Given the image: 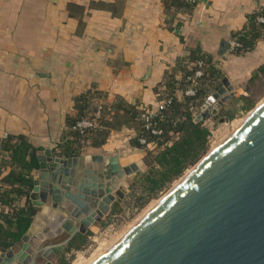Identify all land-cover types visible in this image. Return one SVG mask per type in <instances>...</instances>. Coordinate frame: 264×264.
<instances>
[{"label": "crops", "instance_id": "0c3cea01", "mask_svg": "<svg viewBox=\"0 0 264 264\" xmlns=\"http://www.w3.org/2000/svg\"><path fill=\"white\" fill-rule=\"evenodd\" d=\"M259 8L264 0H198L190 11L165 9L163 0H0V145L21 135L35 157L44 145L74 158L66 190L88 205L101 181H93L88 158H117L122 168L145 170V153L131 144L137 125L124 124L118 103L155 109L166 75L179 79V61L189 65L200 53L222 74L219 86L225 78L244 96L251 74L264 65V40L241 54L230 52L229 43ZM89 90L112 111L107 138L96 146L68 124L75 100ZM73 150L77 156H64ZM2 161L0 181L10 172ZM9 199L5 214L24 208V198Z\"/></svg>", "mask_w": 264, "mask_h": 264}, {"label": "water", "instance_id": "95a60500", "mask_svg": "<svg viewBox=\"0 0 264 264\" xmlns=\"http://www.w3.org/2000/svg\"><path fill=\"white\" fill-rule=\"evenodd\" d=\"M235 95L224 78L194 122H230L219 112ZM36 159L29 195L36 214L19 251L0 249V264H55L77 235L124 199L126 179L140 175L117 158H88L93 181H101L87 205L66 190L74 158L40 145ZM95 264H264V105Z\"/></svg>", "mask_w": 264, "mask_h": 264}, {"label": "trees", "instance_id": "16d2710c", "mask_svg": "<svg viewBox=\"0 0 264 264\" xmlns=\"http://www.w3.org/2000/svg\"><path fill=\"white\" fill-rule=\"evenodd\" d=\"M163 4L165 9H174V11L181 9L190 11L195 6V4L184 3L181 0H163ZM258 17L264 18V8H259L250 14L247 17L246 26L232 36L239 44V47L234 49V54L251 51L258 41L264 40V24L257 23ZM190 59L193 63L202 61L205 65L204 76L198 80L195 95L192 97L183 96L180 100L173 98L171 103L154 117L150 129H146L142 123V107L123 103H118L114 107V110L123 116L124 124L137 125L136 136L132 139L131 144L145 153L143 158L145 170L135 177L131 187L133 193H136L135 190H137L135 186H138L140 190L139 195L133 198L130 205L132 210L139 211L151 200L156 199L186 170L196 165L207 152V140L210 131L203 122L195 123L194 115L210 90L219 86L222 74L212 64L211 57L200 53L191 56ZM179 63V79H176L174 75L167 74L164 81L159 85L164 88L165 97L184 92L191 87L188 78L196 68L190 67L186 60L179 61ZM261 76H264V65L251 74L245 91L248 92L249 87L253 86ZM96 97H100L99 93L89 90L75 100L74 110L76 113L74 117H68L69 126H74L89 114L91 102ZM232 102L235 105L241 104L238 110L244 113L249 112L255 106V101L251 96L233 98ZM111 116L112 111H110L107 120L100 121L102 129L89 132L87 137H81V139L90 141L92 146L103 144L109 129H111ZM221 116L230 121L234 119V114L228 112L221 113ZM153 129L161 133L152 135L151 130ZM73 136L80 138L78 133ZM141 139L145 140L146 143H154L156 150H147L145 146L139 143ZM0 149L2 164L10 168L8 175L0 181V249L9 250L25 234L36 214V209L29 201V195L32 190L31 173L37 169L38 163L32 145L24 136L8 135L2 141ZM63 154L66 157H74L78 155V151H64ZM12 195L15 198H24L26 200L25 206L5 214L3 208L10 205L11 199L9 197ZM120 211L121 207L115 203L109 213L110 216H113ZM89 236V232L84 235H77L66 251L80 250ZM57 264L66 263L63 259H59Z\"/></svg>", "mask_w": 264, "mask_h": 264}, {"label": "rangeland", "instance_id": "374dc122", "mask_svg": "<svg viewBox=\"0 0 264 264\" xmlns=\"http://www.w3.org/2000/svg\"><path fill=\"white\" fill-rule=\"evenodd\" d=\"M244 96H251V98L255 101V106L252 110L246 113L241 112L238 110L241 104L235 105L231 100L223 106L219 112V116L224 117L221 116V113L224 112L234 114V119L232 121L225 123L208 120V122H206L205 127L210 131V143L207 145L206 154L196 165L186 170L185 173L179 179L174 181L163 193H161L156 199L151 200L139 211L132 210L130 205L133 202V198L139 195L140 190L138 189V186H135L137 187V190H135L136 193H133L131 187L135 178L128 180L127 185L129 189L124 199L120 201L118 200L110 206L111 209L113 204L118 203L121 207V211L116 215L110 216L109 209V212L104 214L98 223H94L89 228L88 232L90 233V236L87 237L83 247L78 251L72 250L67 252L65 249L59 259H63L66 264H93L98 261L100 256L105 255V253L108 252L114 244H116L126 234V232H128V230L132 229L139 222V220L142 219L141 217L146 215L147 211L155 207L160 200L164 199V196L168 195V193H170L180 183L181 178L185 175H189L187 173L193 171V169L196 168V166L205 158L206 155L209 154L211 150L216 149L230 135H232L248 119V117L252 115L251 113L254 109L257 107L260 108L264 105V76H261L253 86H250L249 91L245 92ZM238 97L240 96H235V98ZM57 262L55 264H57Z\"/></svg>", "mask_w": 264, "mask_h": 264}, {"label": "built area", "instance_id": "2783aa9c", "mask_svg": "<svg viewBox=\"0 0 264 264\" xmlns=\"http://www.w3.org/2000/svg\"><path fill=\"white\" fill-rule=\"evenodd\" d=\"M184 3L188 4H196L198 0H181ZM257 23L264 24V18L258 17L256 19ZM239 47V44L232 39L229 43V51L233 53L234 49ZM190 67L196 68L194 73L188 78V81L191 84V87L184 92H180V96L184 97H192L195 95V87L198 85V80L204 76L205 65L202 61H196L194 63H190ZM164 91V88H162ZM176 98V93L171 96H164L159 102L155 109L149 107H142L143 113L141 115V120L146 129H150L151 122L154 117L168 106L172 99ZM91 111L85 117H83L79 122H77L72 130L78 131L82 138L87 137L89 132L96 131L102 129L101 120H107L109 118L110 108L104 104L100 97H96L91 102ZM195 116V115H194ZM161 132L153 129L151 130L152 135H159ZM208 144L210 143V139L208 137ZM139 143L147 148L149 151H155L156 145L154 143H146L145 140H139Z\"/></svg>", "mask_w": 264, "mask_h": 264}, {"label": "bare ground", "instance_id": "6f19581e", "mask_svg": "<svg viewBox=\"0 0 264 264\" xmlns=\"http://www.w3.org/2000/svg\"><path fill=\"white\" fill-rule=\"evenodd\" d=\"M261 104H262V103H261ZM258 105H259V104H258ZM258 105H257V106H258ZM259 106H260V105H259ZM258 108H259V107H257L256 109H254V111H252L251 114H253ZM249 117H250V116H249ZM249 117H248V118H249ZM214 150H215V149L211 150V151L209 152V154L212 153ZM209 154H208V155H209ZM208 155H206L205 158H206ZM205 158H204V159H205ZM204 159H203V160H204ZM203 160H202V161H203ZM202 161H201V162H202ZM201 162H200V163H201ZM200 163H199V164H200ZM199 164H198V165H199ZM198 165H197V166H198ZM197 166H196V167H197ZM194 169H195V168H194ZM194 169H193V170H194ZM191 172H192V171H191ZM191 172H189V173H187V174H190ZM187 176H188V175H185L183 178H181V179H180V182H181L185 177H187ZM168 194H169V193H168ZM166 196H167V195H166ZM166 196H164V198H165ZM160 201H161V200H160ZM157 203H158V202H157ZM155 205H156V204H155ZM150 207H151V206H150ZM153 208H154V207H153ZM151 209H152V208H151ZM149 211H150V210H149ZM149 211H147V213H148ZM147 213H146V214H147ZM144 216H145V215H144ZM140 217H141V216H140ZM141 218H143V217H141ZM139 221H140V220H139ZM132 225H134V224H132ZM128 231H129V230H128ZM126 233H127V232H126ZM114 245H115V244H114ZM110 247H111V246H110ZM106 253H107V252H106ZM106 253H105V254H106ZM103 256H104V255H103ZM103 256H100L98 260H100ZM97 258H98V257H97ZM93 264H95V263H93Z\"/></svg>", "mask_w": 264, "mask_h": 264}, {"label": "flooded vegetation", "instance_id": "af4514ba", "mask_svg": "<svg viewBox=\"0 0 264 264\" xmlns=\"http://www.w3.org/2000/svg\"><path fill=\"white\" fill-rule=\"evenodd\" d=\"M64 238H65V237H64ZM71 242H72V241H71ZM71 242H70V243H71ZM70 243H69V244H70ZM69 244H68V246H69ZM68 246H67V248H68ZM67 248H66V249H67Z\"/></svg>", "mask_w": 264, "mask_h": 264}]
</instances>
